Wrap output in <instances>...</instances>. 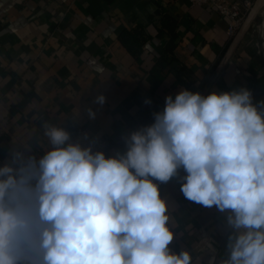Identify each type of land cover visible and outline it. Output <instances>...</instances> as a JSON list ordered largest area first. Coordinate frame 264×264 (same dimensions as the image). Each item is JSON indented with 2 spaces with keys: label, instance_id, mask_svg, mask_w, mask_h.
Wrapping results in <instances>:
<instances>
[{
  "label": "clouds",
  "instance_id": "1",
  "mask_svg": "<svg viewBox=\"0 0 264 264\" xmlns=\"http://www.w3.org/2000/svg\"><path fill=\"white\" fill-rule=\"evenodd\" d=\"M152 115L111 155L47 121L43 148L14 143L0 166V264H193L169 247L160 185L174 178L185 199L225 214L220 264H264V100L181 88Z\"/></svg>",
  "mask_w": 264,
  "mask_h": 264
},
{
  "label": "crops",
  "instance_id": "2",
  "mask_svg": "<svg viewBox=\"0 0 264 264\" xmlns=\"http://www.w3.org/2000/svg\"><path fill=\"white\" fill-rule=\"evenodd\" d=\"M226 27L187 0H0V166L14 143L44 147L45 121L71 136L93 130L111 155L181 88L244 87L254 103L264 100V2L231 40ZM124 31L138 33L130 48ZM160 191L176 233L172 251H190L193 264L226 259L225 214L185 199L175 178Z\"/></svg>",
  "mask_w": 264,
  "mask_h": 264
},
{
  "label": "built area",
  "instance_id": "3",
  "mask_svg": "<svg viewBox=\"0 0 264 264\" xmlns=\"http://www.w3.org/2000/svg\"><path fill=\"white\" fill-rule=\"evenodd\" d=\"M192 5L207 7L227 20L226 36L229 40L249 26L264 0H187ZM87 134V139L85 135ZM72 141H79L87 146L93 144L94 150L107 153V142L99 138L88 128L78 129L72 136Z\"/></svg>",
  "mask_w": 264,
  "mask_h": 264
},
{
  "label": "trees",
  "instance_id": "4",
  "mask_svg": "<svg viewBox=\"0 0 264 264\" xmlns=\"http://www.w3.org/2000/svg\"><path fill=\"white\" fill-rule=\"evenodd\" d=\"M135 35H138L137 32H134V34L130 33L129 31H124L122 33V42L125 46H127L128 48L131 47V44L137 41V37H135ZM132 41V43H130ZM172 42L170 41V45L169 47L172 48L173 44H171Z\"/></svg>",
  "mask_w": 264,
  "mask_h": 264
}]
</instances>
